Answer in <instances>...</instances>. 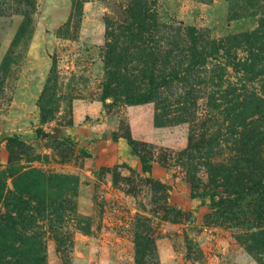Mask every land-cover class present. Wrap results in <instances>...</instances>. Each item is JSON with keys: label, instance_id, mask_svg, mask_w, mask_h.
Returning <instances> with one entry per match:
<instances>
[{"label": "rangeland", "instance_id": "374dc122", "mask_svg": "<svg viewBox=\"0 0 264 264\" xmlns=\"http://www.w3.org/2000/svg\"><path fill=\"white\" fill-rule=\"evenodd\" d=\"M232 4L0 0V264H264V195L249 188L264 113L240 105L253 98L173 83L115 100L170 73L173 28L256 29Z\"/></svg>", "mask_w": 264, "mask_h": 264}, {"label": "trees", "instance_id": "16d2710c", "mask_svg": "<svg viewBox=\"0 0 264 264\" xmlns=\"http://www.w3.org/2000/svg\"><path fill=\"white\" fill-rule=\"evenodd\" d=\"M232 1L233 9L239 7L238 10L242 13L252 11L253 14L260 16V22L256 29L217 39L212 38L208 32L193 26L173 28L174 35L169 37V40L172 39L173 41L171 43L167 41L165 47L159 51L165 64L170 65V73L163 74L162 80L156 81L154 71H151L149 81L151 93L129 95L124 99L115 97V100L143 104L153 98L151 94L158 88H166L177 83L183 85L182 88L187 94L186 96L189 97L200 95L208 86L210 92L213 93L234 95L237 98L249 96L253 100L240 102V105L264 113V87L259 89L253 85L257 81L264 83V0ZM77 4L78 2L75 1V8H77ZM135 17L132 16V18ZM138 24L141 26L148 25L147 16L140 18ZM109 86L108 83L106 87ZM259 90L261 94H259ZM38 132H42L41 129ZM255 136L257 137L251 130L246 132L245 138L248 148L253 147ZM256 143L260 144L259 138L257 142L255 141V146ZM141 160L145 170L149 172L151 164L148 158L141 155ZM260 161L264 165L263 153L260 154ZM261 170V178L257 174V180L249 188L264 195V166ZM19 192L21 193L22 190ZM26 192L21 194L24 198L28 196L25 199L21 198L22 203L27 204L25 210H40L39 207L31 204V195H28L31 192Z\"/></svg>", "mask_w": 264, "mask_h": 264}]
</instances>
